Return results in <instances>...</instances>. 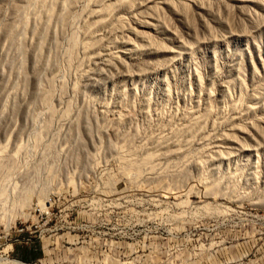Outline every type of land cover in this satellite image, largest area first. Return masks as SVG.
I'll return each instance as SVG.
<instances>
[{
    "label": "rangeland",
    "instance_id": "1",
    "mask_svg": "<svg viewBox=\"0 0 264 264\" xmlns=\"http://www.w3.org/2000/svg\"><path fill=\"white\" fill-rule=\"evenodd\" d=\"M0 3V264H264V0Z\"/></svg>",
    "mask_w": 264,
    "mask_h": 264
},
{
    "label": "bare ground",
    "instance_id": "2",
    "mask_svg": "<svg viewBox=\"0 0 264 264\" xmlns=\"http://www.w3.org/2000/svg\"><path fill=\"white\" fill-rule=\"evenodd\" d=\"M33 1H35V0H33ZM69 2H70V1H69ZM40 3H41V2H40ZM0 4H1V3H0ZM68 5H69V4H68ZM30 6H31V5H30ZM66 7H67V6H66ZM31 8H32V7H31ZM25 13H26V12H25ZM27 14H28V12H27ZM31 14H32V13H31ZM27 16H28V15H27ZM23 19H24V18H23ZM43 28H44V27H43ZM42 30H43V29H42ZM16 35H17V34H16ZM43 35H44V34H43ZM21 37H22V36H21ZM11 38H12V37H11ZM40 39H41V38H40ZM11 40H12V39H11ZM72 40H73V39H72ZM74 41H75V40H74ZM40 42H41V41H40ZM72 43H73V42H72ZM39 45H40V44H39ZM39 45H38V46L36 45V47L39 48V47H40ZM27 47H28V46H27ZM15 52H16V51H15ZM20 52H21V61H20L19 63H20L21 66H20V65H19V66L24 70V69H26V68H25V60H27V61L29 60V59H25V55H27V50H26V48H22ZM34 52H35V51H34ZM30 55H31V54H30ZM27 57H28V56H27ZM27 57H26V58H27ZM35 57H36V55H35ZM35 57H34V55H31V59H32L31 61H32V64H33V66H34V67H32L31 69L34 68L33 70H35V68H37L36 66H38V65H36V58H35ZM27 61H26V62H27ZM19 63H18V64H19ZM27 63H28V62H27ZM30 64H31V63H30ZM35 65H36V66H35ZM27 67H28V66H27ZM16 68H17V67H16ZM18 68H19V67H18ZM38 70H39V69H38ZM24 71H25V70H24ZM19 72H20V71H19ZM21 73H23V72H21ZM0 74H1L2 78H4V73L2 72V70H0ZM31 75H32V74H31ZM39 78H40V77H39ZM25 79H27V75H26V74H25ZM36 80H38V79H35V80H34V81H35V85L37 86L38 84H37V81H36ZM40 80H41V79H40ZM25 81H26V80H25ZM39 82H40V81H39ZM16 85H17V84H16ZM12 86H13V85H12ZM20 86H21V85H20ZM17 87H18V86H17ZM45 87H46V86H45ZM40 88H41V87H40ZM37 90H38V89H37ZM2 91H3V90H2ZM2 91H1V92H2ZM6 92L8 93V91H6ZM3 93L6 94L5 92H3ZM10 93H12V92H10ZM38 93H39V92H38ZM38 93H37V94H38ZM40 93H41V92H40ZM4 94H3V96H4ZM50 94H51V93H50ZM44 99H45V98H44ZM12 102H13V101H12ZM41 102H42V101H41ZM3 105H4V104H3ZM5 105H6V104H5ZM13 105H14V104H13ZM19 105H20V104H19ZM53 111H54V110H53ZM52 113H54V112H52ZM120 115H121V114H120ZM82 120H83V119H82ZM118 122H119V121H118ZM75 126H76V125H75ZM84 126H85V131H86L85 134H86L88 137H90V135H89L90 132H89V128H88L89 126H87V124L84 125ZM77 132H78V131H77ZM79 133H80V132H79ZM90 134H91V133H90ZM39 137H40V136H39ZM72 137H73V136H72ZM93 137H94V136H93ZM98 137H99V136H98ZM90 139H91V137H90ZM77 142H78V141H77ZM83 143H84V142H83ZM83 143H81V144H83ZM81 144L79 143V145H81ZM83 146H84V144H83L82 146H80V147H83ZM75 149H76V148H75ZM82 151H83V150H82ZM85 151H86V150H85ZM76 154H77V153H76ZM10 155H11V154H10ZM15 158H16V157H15ZM3 159H4V158H3ZM6 159H7V158H6ZM0 160H1V159H0ZM77 161H78V160H77ZM145 162H146V161H145ZM145 162H144V163H145ZM8 164H9V162H8ZM142 164H143V162H142ZM148 164H149V163H148ZM10 165H11V164H10ZM203 166H204V165H203ZM0 167H1V166H0ZM11 167H12V166H11ZM153 168H154V167H153ZM30 171H31V170H30ZM154 171H155V170H154ZM150 172H151V171H150ZM149 174H150V173H149ZM159 174H160V173H159ZM180 174H181V173H180ZM182 174H183V173H182ZM140 175H141V174H140ZM141 176H142V175H141ZM150 176H151V175H149V177H150ZM28 177H29V176H28ZM147 177H148V176H147ZM149 177H148V178H149ZM186 177H187V176H186ZM153 178H154V177H153ZM31 179H32V178H31ZM247 182H248V181H247ZM25 184H26V183H25ZM212 190H213V189H212ZM20 191H21V190H20ZM27 191H28V190H27ZM212 192H213V191H212ZM23 196H24V195H23ZM165 196H166V195H165ZM12 261H13V260H12ZM15 263H16V262H15ZM18 263H20V264H24V263H22V262H20V261H19Z\"/></svg>",
    "mask_w": 264,
    "mask_h": 264
}]
</instances>
